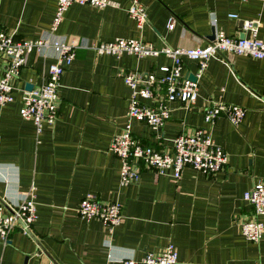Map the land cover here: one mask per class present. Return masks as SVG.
Returning a JSON list of instances; mask_svg holds the SVG:
<instances>
[{"label":"crops","instance_id":"obj_1","mask_svg":"<svg viewBox=\"0 0 264 264\" xmlns=\"http://www.w3.org/2000/svg\"><path fill=\"white\" fill-rule=\"evenodd\" d=\"M112 1L120 8L72 5L51 34L57 0H0V29L21 40L49 39L76 47L61 77L54 127L44 126L37 134L19 114L26 85L41 84L56 59L50 49L26 57L13 82L12 102L0 106V200L15 206L34 186L36 205L34 239L14 230L7 243H0V264H120L127 258L140 261L168 242L177 251L176 264H264V233L256 244L240 233V224L253 216L243 194L264 182V59L228 54L211 59L190 110L172 103L170 119L156 132L144 123L131 124L141 143L169 150L178 135L204 127L208 100L244 108L238 126L224 117L213 126V140L227 154L220 171L204 175L185 168L176 182L142 165L140 181L120 187V161L109 147L126 124L130 90L122 76L151 72L171 61L97 55L88 48L118 38L141 39L156 49L203 48L212 29L238 38L245 31L240 21L253 23L264 43V3L137 0L147 13V24L138 31L125 10L132 0ZM170 17L175 18L172 30L167 29ZM182 62L185 75L196 73V62ZM86 195L121 205L123 219L111 235L99 221L78 217L76 208Z\"/></svg>","mask_w":264,"mask_h":264},{"label":"built area","instance_id":"obj_2","mask_svg":"<svg viewBox=\"0 0 264 264\" xmlns=\"http://www.w3.org/2000/svg\"><path fill=\"white\" fill-rule=\"evenodd\" d=\"M247 2L250 0H240ZM264 3V0H255ZM72 5L86 6L94 9L119 5L112 0H57L54 17L49 32L55 33L62 23L64 14ZM135 28L141 31L147 24L146 8L137 0L130 1L125 9ZM236 18V15H230ZM215 21L212 20V24ZM175 18L170 17L167 29L172 30ZM249 30L248 39L232 38L221 31L214 33V39L203 48L156 49L152 44L141 39L118 38L108 42H92L89 49L97 55L121 57L132 55L138 59L164 56L171 61L170 65L161 66L147 73L132 72L123 75L124 84L130 90L128 109L125 115L126 124L116 133L110 143L109 151L120 161L119 185L126 187L137 184L141 178L140 167L147 166L158 175H169L174 181L181 179L185 168H191L204 175H213L227 163V154L215 144L212 129L216 119L224 117L233 126H238L245 117L244 108L225 104L218 100H208L203 108L204 127L182 133L171 141L169 150H158L137 140L131 129L133 121L144 123L154 132L159 130L171 117L172 103L180 102L182 107L190 110L196 102L199 92L201 74L209 61L228 55H244L253 59H264V43L257 38V29L250 22L244 23ZM75 46L67 42L38 39L21 40L0 29V106L11 103L14 91L13 82L19 78L26 63V57L33 51H54L56 59L42 77V82L24 90L21 96L20 117L33 123L36 133L42 132L44 126L54 127L59 113L60 99L58 89L61 77L75 58ZM183 58L197 63L195 80L191 81L183 72ZM157 72L160 73L157 76ZM149 101L150 103H144ZM32 186L25 198L12 206L0 200V243L8 242L14 230L33 238L32 227L36 220V205ZM243 200L253 207V216L240 224V233L249 242L258 243L264 233V182L258 181L244 192ZM78 217L85 221H99L109 235L120 225L123 219L122 207L117 202H101L94 195H86L76 208ZM177 251L173 243L158 252L146 253L140 261L123 259L120 264H176ZM259 264V263H255Z\"/></svg>","mask_w":264,"mask_h":264},{"label":"water","instance_id":"obj_3","mask_svg":"<svg viewBox=\"0 0 264 264\" xmlns=\"http://www.w3.org/2000/svg\"><path fill=\"white\" fill-rule=\"evenodd\" d=\"M240 26H241V29L244 27V22L243 21H240ZM214 33H215V31H214V29H212L211 35H209L207 37L208 41H212L214 39ZM249 34H250V31L249 30H245V31L242 32V34L238 38H240V39H243V38L248 39L249 38ZM188 78L191 81L195 80V77L192 74L188 75ZM32 88H33L32 85H26L25 89L27 91H31ZM32 239H34V238H32Z\"/></svg>","mask_w":264,"mask_h":264}]
</instances>
